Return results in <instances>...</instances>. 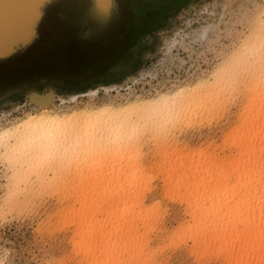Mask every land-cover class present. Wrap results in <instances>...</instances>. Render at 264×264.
Wrapping results in <instances>:
<instances>
[{"label":"rangeland","instance_id":"374dc122","mask_svg":"<svg viewBox=\"0 0 264 264\" xmlns=\"http://www.w3.org/2000/svg\"><path fill=\"white\" fill-rule=\"evenodd\" d=\"M39 2L36 3L37 13L32 16L30 31L28 30L19 41L12 39L9 40L13 41L10 45L9 42L6 43L7 41L0 45L2 47L0 130L17 122L26 114L44 112L43 114L50 115L55 113L70 115L75 113L74 111L102 109L101 107L109 105L117 107L121 113L123 111V117L127 114L126 119L131 118L132 122H140L139 128L136 129L137 135L134 133L140 139L137 140L138 146L134 142L129 149V145L126 144L128 146L123 148L125 151L121 149L117 152L112 151L107 143L103 147L105 152L96 146L90 147H96L94 151V148L91 150L83 148L84 146L72 148L69 145L68 151L67 149L58 151L53 159L54 163L44 167L36 166L38 160L45 157L44 154L33 155L26 164L18 165L15 162L22 156L23 148L22 153L14 150L8 156L5 146H1L0 264H84L81 255L76 253L77 251L79 253L78 248L76 249L71 242L79 241L76 239L77 237L79 239L80 231L76 236L75 229L72 230L74 226H70L68 218H65L66 208L78 209L79 205L73 199L75 194L80 195L81 189L85 190L83 187L89 186L93 180V193L97 194V191L101 192L113 181L115 187L117 176L120 175L118 178L127 176L129 179V175L138 169H146L144 172L148 169V174L145 173V177H142L145 178L146 184L150 182L153 186H148V190L151 187L148 191L144 180L138 182V187L141 186L140 191L146 186V189L143 188L145 191L142 190L144 194L141 192L145 195L142 204L147 206L151 204L154 207H151L152 209L144 207L146 211L147 209L152 211L148 210V213L150 212L146 220L149 221L146 222L148 226L137 221L136 234L143 232L141 234H144V237L148 234L151 236L146 238V243L152 250L148 249V253H153L142 255L135 263L134 261L129 263L136 264L138 259L142 262V259L147 258L142 264L148 260H152L149 261L150 264H160V259L164 258L163 260H166L164 263L162 260L161 264H223L218 254L213 257L212 252H209V249H213V252L217 250L213 246L203 251L204 256L202 252V255L197 251L190 252L194 248L191 247V240H188L189 231L184 228L186 224L191 223L187 203L178 193L169 190L171 185L165 179L164 169L174 167L172 177L179 175L178 165L182 164L181 161L186 163L197 159L199 156L196 154H203V149L205 153H211L206 155L214 154L215 158H220L221 161L230 154V158L226 156L224 160H233L234 157L236 159L240 154L239 148L230 146L233 136L239 140V137H244L248 133L247 130L254 133L261 129L263 132L264 120L261 122L258 120L260 118L255 117L264 116V0H108L111 7L104 18L94 12L93 0H39ZM240 57L245 59L242 58V62L238 61ZM228 66L231 68H225ZM179 88L185 91V95L188 93L187 96H193L191 97L193 102L189 101L191 104L188 102L189 105H181L184 109L180 105L179 107L175 105L171 118L168 117L160 125L158 121V124L155 123L156 119L153 120V125L150 124L148 117L147 120H143H146V123L139 119L141 109L138 103L141 100L150 103L153 101L152 104H156L155 100L160 95L178 91ZM213 92L216 93V97ZM126 109H130V113ZM160 115L161 113L157 118L161 120ZM183 116L184 120L181 118ZM91 117L82 116L81 120L80 117H76L80 122L75 119L73 124L75 121V124H79L78 128L83 126L80 128L82 130L89 128V124L91 126L93 122ZM67 120L72 124L71 118ZM130 120L128 122H131ZM256 122L260 123L259 126ZM258 141L260 139L257 137L256 145ZM38 142L40 141H34L33 144L36 145ZM10 143L12 146L13 143ZM261 149L260 155L263 157L264 147ZM127 158H130V163L126 162ZM113 159H117V162L118 159H123L125 164L124 162H120L123 166L119 164L124 167L120 168L123 171L119 170V165L116 166L118 170L114 167ZM10 160L13 161L12 165L14 163L17 165L9 166ZM170 160H173L172 166ZM133 161H136L135 165H132ZM166 161H169V166ZM263 163L260 164L263 168L259 164L256 165L262 168L259 169L260 172L258 170L259 174L264 171ZM136 164L141 169L137 167L135 169ZM107 169L110 172H106ZM116 171L119 175H115ZM156 172L160 173L156 176L157 179L154 177ZM147 175H150V178L153 175L152 180H149ZM110 176H113L112 179L116 177L111 181ZM237 176V173L232 174L229 182L232 183ZM128 179L120 182L122 185H119L120 183L117 185L123 186L124 183L125 188ZM163 181L168 182L166 186ZM84 182L89 184L84 185ZM97 183L101 185L100 188ZM240 189L236 190L242 192L243 189ZM163 191L166 192V197L163 196ZM168 192L172 195L167 196ZM238 193L231 198V202L238 198ZM128 198L129 200L126 199L129 202L124 200L127 204L131 203V198ZM157 200L160 204L155 205L154 202ZM118 201L123 202L122 198ZM121 202L120 205L117 204L118 208L124 205ZM112 204H116V201ZM151 213H155V217L151 215L153 219H150ZM106 214L104 212L97 217L102 219L107 217ZM142 224L146 228L142 227ZM234 227V230H237L241 225L239 223ZM225 228L229 230L230 225H226ZM125 235H121L123 239L126 238ZM105 237L100 239L102 244L98 245H102L101 250L103 244L107 247L110 238L107 236V241ZM160 245L164 247V251H160L162 249ZM120 247L122 245H119ZM153 250L157 252L156 255ZM254 260L255 256H248L246 263L255 264ZM140 261L138 264H141Z\"/></svg>","mask_w":264,"mask_h":264},{"label":"bare ground","instance_id":"6f19581e","mask_svg":"<svg viewBox=\"0 0 264 264\" xmlns=\"http://www.w3.org/2000/svg\"><path fill=\"white\" fill-rule=\"evenodd\" d=\"M38 2H39V0H0V45H2L6 41H7L6 43H8L9 40H12V39L13 40L15 39V41L18 39L17 41H19L20 38H22L23 36H25L28 33V30L31 29L30 27H31L32 19H33L32 16H34V14L37 13V12L35 13V11H36V6H37L36 3L38 4ZM259 31H261V29H259ZM259 31H258V33H259ZM256 33H257V31H256ZM259 36H261V35H259ZM27 40L28 39H26V41ZM11 42H13V41H10L8 43V45H10ZM4 46H6V45H4ZM1 48L2 47H0V52L2 51ZM7 48L8 47H6V50H7ZM9 49H10V47H9ZM242 58L243 57H240L237 60L238 61L241 60V62H242L243 59H245V58H243V59ZM234 61H233V63H234ZM238 61H236V62H238ZM226 66H227V64H226ZM232 66H235V65H232ZM229 67L230 66L225 67V68H229ZM182 91H184V90H181L179 88L178 91H174V92L169 93V94L164 93V94L160 95L157 100H155V101H157V103L155 102L156 104H152L153 101H152V103H150L147 100H141L138 103V107L141 109L140 110L141 113L139 114V119L142 120V122L144 123L148 117L149 122L151 121V123H150L151 125H153L152 123H153V120H155V119H156L155 123H157V121H158L159 125L163 124L164 120L166 121V119H168V117L171 118L170 115L172 114V110L175 108V105H178V107H179V105L180 106L184 105V104L189 105L188 104L189 101L193 102L192 98H191L193 96L192 95L187 96L188 93H186V95H185V91H184V93ZM200 94H202V93H200ZM214 94L216 97V93H214ZM186 96L189 99L188 98L186 99L185 98ZM206 96H207V94H206ZM182 98H184L186 100H182ZM196 98H198V97H196ZM179 100H181V101H179ZM181 107H183V106H181ZM101 108L102 109H93V110L88 109L86 111L83 110V111H79V112L74 111L75 113H73V114L71 113L72 115L71 114L66 115L65 113H58V114L55 113V114L50 115L49 112H48L49 114H43L44 112L41 114L40 113L39 114H26L25 117L21 118L17 122L13 123L12 125L6 126L0 130V147L3 145L5 146V148H6L5 152L7 153L6 155H8V156L11 155V153H12L11 151L15 150V152H21V150L23 148L24 152L23 153L21 152L22 156L20 158H18L17 161L15 160L16 162L14 161L18 165L20 163L21 164L23 163V165L26 164V162H28L29 159L31 158V156H33V155L36 156V155L44 154L45 157L40 158L38 160V163L36 164L37 167H44V166L51 165L52 163H54L53 159L57 155L58 151L59 152L60 151H66V149L68 151L70 146L72 148H78V146H80V147L84 146L83 148H86V149H88L92 146H96L98 149L104 150L103 147H105L104 145H105V143H107L108 145L111 146V150L115 151V152L120 151L121 149L124 150L123 148L127 147L128 145H129L128 147L130 149L132 147V146L130 147V145H133L134 142L137 144L136 146H138L139 144L137 143V140H139L140 138H137L138 136H135V135H137V133H138L136 129L139 128L138 126H140V124H139L140 122L139 123L138 122H132L131 118H130L131 120L130 119L129 120L132 123L128 122L129 120L126 119L127 118V116H126L127 112L125 113L126 114L125 117H123L122 116V115H124V114H122L123 111L121 113V111L118 110L117 107H110L109 105L108 106L105 105L104 107H101ZM119 109H121V108H119ZM123 109H125V108H123ZM182 109H184V107ZM129 110H127V111H129ZM159 112L161 113L160 117L162 116L161 120H160V118H157V117H159V116H157L158 114H160ZM192 112L195 113L194 111H192ZM128 113H130V111ZM262 113L263 112L261 111L260 114L262 115ZM151 114L154 115V117ZM162 114L165 115L166 117H163ZM86 115L92 116L91 121L93 119V122L91 123L92 125L90 126V124H89V126H88L89 128L86 127L85 128L86 130L85 129L82 130L80 128L83 126L78 128L79 124L78 123L75 124V121L73 124V120H75V119L77 121L79 119L81 120V117L86 116ZM263 115H264V113H263ZM69 116L72 119V121L71 120L70 121L72 122L73 125L67 120V119H70ZM128 116H129V114H128ZM73 117H75V118H73ZM76 117H80V118L78 119ZM177 117H176V119H180ZM181 118L183 119L184 116ZM255 118L256 119L260 118V119H258L259 121H261L262 119L264 120V116L261 118L260 115L258 117L256 116ZM144 119H146V120L143 121ZM78 122H80V121H78ZM113 123H115L114 126H112ZM147 123H148V121H147ZM77 124H78V126H77ZM166 124H167V122H166ZM258 124H260V123H258ZM258 124L256 122V125H258ZM263 124H264V121H263ZM249 125H250V122H249ZM162 126L163 125H161V127ZM258 126H256V129ZM260 130L259 131L256 130L257 133L253 131L256 134L251 133L250 130H247L246 132H248V133L244 136L245 138L242 136L243 139H241L242 137H239V140H236L238 138L237 137L234 138V136H233V140L230 143V146L233 145L234 148H239L238 153L240 154L238 157H236V159L234 157L233 160L232 159L231 160H227V159L224 160V158H227L228 156H229L228 158H230V156H231V154H230V155H226L227 157L225 155H221V156H225L222 159V161L220 160V158H217L218 159L217 160L215 158L216 155L213 154L214 156L213 155L212 156L214 158H212V156H208L211 153L207 152L210 154L206 155L207 153H205V149H203V151L202 150L201 151L206 156L201 154V153L199 155L196 153H192V154H196L199 157L196 156L197 159H195L193 157L194 156L193 155L192 157L195 160L193 159V161L191 160L190 162H186V163L181 161L182 164L178 165L179 175H177V176L173 175V177H172V175H171L174 167H172V168L171 167L170 168L165 167V169H164L165 170L164 173L166 175L165 179H167V181L171 185L169 190L175 191L174 193H178L179 197L181 199H183L185 201V203H187V210H188V215L190 217L191 223L186 224L184 226V228H186V230L189 231L188 240H191V242H192L191 247L194 248V250L191 249V251H190L191 253L193 251H197V252H200L199 255L200 254L202 255L203 251L205 252L206 250H208L210 247L213 246L217 249L216 250L214 248L216 250L214 252H217V253H214L213 249H209V252H212L213 257H214V255L218 254L220 259H222L221 261H223V264H247L246 262H247L248 256L250 257L251 255L255 256V260H254L255 264H264V171H262L261 174L258 173V170L262 167V165H260V164H262V162H264V156L262 157L260 155L262 152L261 148L264 147V145H263L264 144L263 143L264 142V130H263V132ZM138 131H140V130H138ZM232 132H233V130H232ZM134 133H135V135H134ZM259 134H260V137H259ZM138 135L140 136V134H138ZM230 137L232 138V135ZM257 137L260 139V141L263 140V142L258 141L259 143H257V145H256L255 139ZM227 139L229 140V138H227ZM37 140L40 142H38V144H36V145L33 144L34 141H37ZM253 140H254V143H253ZM10 142L13 143L12 146L10 145L11 144ZM224 142L226 143V141H223V143ZM29 144H31V145H29ZM126 144H128V145H126ZM67 146H69V147H67ZM216 146H218V145H216ZM106 147H108V146L106 145ZM93 148H90V150ZM95 148H94V151H95ZM129 149L127 148V150H129ZM223 149H225V148L223 147ZM107 150H108V148H107ZM135 150H137V149H135ZM138 150H139V148H138ZM96 151H98V150H96ZM198 151H200V150H198ZM213 151H215V150H213ZM104 152H105V150H104ZM87 153L88 152H86V154ZM100 153H98V154H100ZM114 153H113V155H114ZM130 154H128V155H130ZM262 155H264V154H262ZM110 156L114 157L112 155H110ZM138 157H140V155ZM217 157H219V156H217ZM111 159L108 158L109 161ZM119 159H118L119 162L116 161L117 159L116 160L113 159V162L116 163V164L114 163L115 168L117 165L120 164V162H124V161H122L123 159H121V160H119ZM127 159L128 160H126V162L130 163L131 162V161H129L130 158H127ZM184 159H185V157H184ZM131 160H133V159H131ZM8 162H9V160H8ZM12 162L13 161L10 160L9 166L14 167L17 165L14 163L13 164L14 166H13ZM135 162L133 161L132 165ZM140 162L138 164L142 168L143 165H141ZM166 162H167V165L169 166V164H168L169 161H166ZM172 162H173V160L171 161V166H172ZM105 163H107V162H105ZM158 163H160V162H158ZM164 163H165V160H164ZM164 163L161 162V164H164ZM124 164H125V162H124ZM138 164H136V166H134L135 169L140 168L139 166L137 167ZM258 164L261 167L256 166ZM120 165L123 166V163H121ZM120 165H119V167L117 166L119 168V170H120V168H122V166H120ZM164 165H166V164H164ZM205 165H207L208 167ZM112 166H113V164H112ZM127 167H129V165H127ZM145 167H147V166L145 165ZM162 167H160V168H162ZM115 168H113V170L117 169V168L116 169ZM130 168H132V167L130 166ZM125 169H126V167H125ZM128 170H129V168H128ZM145 170H139L138 169L136 172L129 175V179L127 178L126 174H125L126 178H124V177L118 178V177H120V175L116 171L117 173L115 175H119V176H117L118 180H117V178L115 179L116 176H114L113 179H115V184H116V186H118L117 189H116V186L114 187V181H113L110 183L109 186H105L106 187L105 189L102 188L103 190H101V192H98L96 189L97 194L93 193L94 192L93 191L94 189H92V188H94L92 186V182L94 181L93 180L89 186L86 185L85 187H83V188H85V190L81 189L80 195L77 194V196H76V194H75L74 198H73V196L72 197L70 196L71 198L74 199L75 202H77L79 207H78V209H75V210H69L70 207H67L66 208L67 211H65V213L69 217H66L67 215H65V213H64V215H65V218H68L67 221L69 222V225L74 226V228L72 230L75 229L76 236H78L77 232L79 233V231H80L79 239H78V237L76 239V241H78V240L79 241L77 243L75 241H71V242L74 243V247L76 249L78 248L79 253H78V251L76 253L81 255L82 261L83 260L85 261L84 264H128L129 261H131V263H132V261H134L133 263H135L136 262L135 260L137 258L142 257V255H145V254H151L152 255L153 252L148 253L149 246H147V243H146V238L147 237L150 238L151 236L149 237V234L148 235L146 234L147 237H144L143 236L144 234H141L143 232L136 234L137 230H138V227H137L138 224L137 223L139 221H140V223H144L145 226L149 222V221L147 222L146 220H148V218H149L148 214L150 212L148 213V210L149 211H151V210L147 209V211H146V208L147 207L148 208L154 207L151 204L149 206H147V204L146 205L144 204L145 206L142 204V201L144 200V196H145V195H143L144 194L143 192L145 191L143 188L146 187V186L144 187L142 184V182H143L142 180L145 179L142 176H144L145 173L148 174L147 173L148 169H147V172H144ZM151 170L152 169L150 166L149 171H151ZM161 170H159V172ZM104 171H103V174H104ZM107 171H109V170L107 169L106 172ZM143 172H144V174H143ZM157 172H156V175L154 176L155 178H156V176H158L160 174V173L157 174ZM259 172H260V170H259ZM91 173H92V171H91ZM123 173L124 172H121V174H123ZM127 173H128V171H127ZM161 173H163V172H161ZM234 173H237L238 176L236 177V179L232 183H230L229 182L230 176ZM87 174L89 175V173H87ZM92 174H95V173H92ZM92 174L89 176H92ZM110 175H112V174L110 173ZM89 176H86V177H89ZM149 176L147 175L146 177L149 180L150 179L152 180L153 175H152V178H150ZM111 177H113V176H110V180L112 181L113 179ZM108 178L109 177L107 176V180H108ZM127 179H128V183H126V181H124L127 184V186L125 188H124V186H125L124 183H123V186H119V185H122V183H120V182H123V180H127ZM103 180H106V179H103ZM116 180H117V183H116ZM149 180H148V182H149ZM163 180H164V177H163ZM86 181H87V179H86ZM140 181H142L140 184H142V186H143L141 188L142 190H144L143 192H142V190L140 191V189H139L141 186L138 187L139 185H137V184H139L138 182H140ZM230 181H232V180H230ZM96 182H98V180H96ZM96 182H94V183H96ZM168 182L163 181L165 186H166V183H168ZM85 183L86 182H84V185H85ZM103 183H104V181H103ZM86 184H89V183H86ZM100 184H101V182H100ZM100 184L97 183L96 185H99V188H100V186H101ZM111 184H113V186ZM117 184H119V185H117ZM144 184H146L145 180H144ZM96 185H94V186H96ZM146 185H147V187H146L147 189L146 188L145 189L148 190V186H150L151 184L149 182V184H146ZM161 185H163V184H161ZM161 185H160V187H161ZM86 187H88V188L86 189ZM151 187H153V186L151 185ZM151 187L149 188L148 191H150ZM240 188L243 189L242 192L240 191L241 190ZM236 189H240V190L237 191ZM239 191L241 192L240 194L238 193ZM165 193L166 192L163 193V196H165ZM237 193L239 194L238 198L236 200L233 199V202H231L232 201L231 198L232 197L234 198L237 195ZM170 194L171 193L168 192L167 196ZM125 196L128 200H129L128 197L131 198V200H130L131 203L127 204V202H129V201L125 198ZM121 198H122L123 202L118 201V199H121ZM124 200L125 201L127 200V202H125ZM114 201H116V204L113 205L112 203H114ZM158 201L159 200L155 201L154 204L156 205V203H157V205H158V203H159ZM120 202L124 203V205L121 207L119 206V208H118V205H120ZM113 206H115V207H113ZM144 207H146V208H144ZM143 208L145 209V211H143L144 210ZM156 211H155V213L158 212V211L157 212ZM104 212H105V214L107 213L106 214L107 217H104V218H106L105 220L103 217H102L103 220L101 218L97 217L98 215H100ZM155 213L154 214L151 213L150 216L153 215L155 217ZM157 215L160 216L161 214H157ZM153 216H151L152 218H150V219H153L154 218ZM159 216H157V217H159ZM207 219H209L208 222H207ZM119 220H120V222H119ZM183 223H184V221H183ZM183 223H180V224H183ZM236 223L237 224L240 223V225H241V228L240 229L238 228L239 230L238 229L234 230V228H235L234 226L235 225L237 226ZM144 224H142V227H145ZM232 224H233L234 228L232 227ZM178 225H177V227H179ZM226 225L227 226L230 225L229 230L227 229L228 227L224 229V227ZM63 226H64V224H63ZM151 226H152V222H151ZM177 229L178 228H176V230ZM143 230H144V228H143ZM145 231H146V229H145ZM122 234H123V236L126 234L125 235L126 238L123 239L121 236ZM179 235H181V234H179ZM104 236H106V237L108 236L110 238H108L109 239V241H108V239L105 237L108 241V244H107V247H106V245L103 244V246L105 248L103 247V249L101 250L102 245L101 246H98V245L102 244L100 242V239H102ZM73 238H74V236H73ZM184 238L186 239V237H184ZM121 242H122V244H121ZM105 244H106V242H105ZM145 244H146V246H145ZM167 244H169V241ZM173 244L170 243V245H173ZM178 244L180 245V243H178ZM75 245H77V246H75ZM119 245L120 246L122 245V247L119 248ZM158 246H159V244H158ZM145 247H147V249H145ZM161 248H162V246H161ZM167 248L169 249V247H167ZM170 248H172V247H170ZM199 248H201V249H199ZM76 249L75 250L73 249V250L76 251ZM144 250H145V252H144ZM146 250H147V252H146ZM156 250L157 249L155 248V251ZM161 250L164 251L165 250L164 247L162 249H160V251ZM210 250H212V251H210ZM149 251H152L151 248L149 249ZM155 251H154V253L156 255L157 252H155ZM102 252H103V254H102ZM117 252H118V254H117ZM197 252H196V254H197ZM208 254H207V256L212 255V254H209V255ZM235 254H237L236 257L234 256ZM202 256H204V253ZM74 257H76V256H74ZM79 258H80V256H79ZM143 258H145V257H143ZM217 258L218 257H216V259ZM69 259H71V258H69ZM86 259L88 261H86ZM149 259H151V258H149ZM153 259H155V258H153ZM163 259H160V260L162 261ZM145 260H147V258H145ZM145 260L142 259V262H141L138 259V261H140L141 264L143 262H145ZM165 260H163V263ZM198 260H200V259H198ZM76 261L77 260H75V262ZM138 261L136 264L139 263ZM149 261L152 262V260H148V262H146L145 264H147V263L150 264ZM161 261H160V264H161ZM78 262L80 263V261H78ZM153 263H155V262H153ZM157 264H159V263H157Z\"/></svg>","mask_w":264,"mask_h":264},{"label":"clouds","instance_id":"9594fccd","mask_svg":"<svg viewBox=\"0 0 264 264\" xmlns=\"http://www.w3.org/2000/svg\"><path fill=\"white\" fill-rule=\"evenodd\" d=\"M108 0H93V9L100 17L104 18L108 15Z\"/></svg>","mask_w":264,"mask_h":264},{"label":"snow or ice","instance_id":"6c2138e0","mask_svg":"<svg viewBox=\"0 0 264 264\" xmlns=\"http://www.w3.org/2000/svg\"><path fill=\"white\" fill-rule=\"evenodd\" d=\"M110 7H111V6L109 5V8H108V13H109V11H110Z\"/></svg>","mask_w":264,"mask_h":264}]
</instances>
